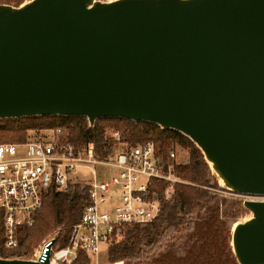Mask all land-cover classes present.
<instances>
[{"label": "water", "instance_id": "95a60500", "mask_svg": "<svg viewBox=\"0 0 264 264\" xmlns=\"http://www.w3.org/2000/svg\"><path fill=\"white\" fill-rule=\"evenodd\" d=\"M90 1L0 4V118L155 123L187 136L227 188L264 195V0ZM246 206L232 250L264 264V201Z\"/></svg>", "mask_w": 264, "mask_h": 264}, {"label": "built area", "instance_id": "2783aa9c", "mask_svg": "<svg viewBox=\"0 0 264 264\" xmlns=\"http://www.w3.org/2000/svg\"><path fill=\"white\" fill-rule=\"evenodd\" d=\"M69 126L65 122L29 128L18 140L0 141V220L5 249L19 246V228L33 224L50 189L63 191L76 183L88 186V204L79 220L68 227L63 244L57 230L29 257L14 258L71 264L82 252L91 264H100L103 245L108 249L121 241L126 224L154 220L161 200L171 197L173 185L188 183L175 173L176 166L184 163L177 143L161 154L154 141L130 144L113 129L110 136L120 146L111 157L100 159L93 142L73 145ZM164 182L167 185L160 196L155 186Z\"/></svg>", "mask_w": 264, "mask_h": 264}, {"label": "trees", "instance_id": "16d2710c", "mask_svg": "<svg viewBox=\"0 0 264 264\" xmlns=\"http://www.w3.org/2000/svg\"><path fill=\"white\" fill-rule=\"evenodd\" d=\"M1 0L0 3H7ZM18 6L22 0H13ZM12 4V3H11ZM65 122L70 123L69 139L74 146L79 147L91 141L97 158L107 159L114 153V140L105 134V129H118L128 143L137 144L152 140L156 143L158 152L165 154L174 142H180L188 148V160L175 168V173L188 183H175L170 198L161 200V208L157 217L145 224H126L123 229V238L107 249L109 262L139 261L147 259L149 264H239L230 245L226 244V220H219V206L216 203L208 204L215 199L204 187L216 177L204 160L203 154L186 136L170 128H161L159 125L147 121H134L120 117H99L92 126L88 125L85 116H22L17 118H0V133L21 134L29 128L52 127ZM167 183H158L155 188L161 192ZM200 185V186H198ZM88 204V186L76 183L66 190L55 191L50 189L45 195L41 207L36 211L31 226L19 228V246L9 250L3 247V233L0 220V257L10 258L23 256L41 240L49 231L58 228L61 230V243L65 241L68 227L77 222L85 206ZM206 209L203 221H184L185 214H192L197 210V217ZM196 215V214H195ZM222 216L229 217V210H222ZM197 219V218H196ZM196 228L200 233V241L196 243L193 237L183 244V255L172 259L159 257L151 259L146 248L151 250L158 245L163 235L172 234L179 230L182 224ZM195 225V226H194ZM190 230V231H191ZM198 240V239H197ZM196 243V244H195ZM138 259V260H136ZM89 258L78 252L77 258L71 264H88Z\"/></svg>", "mask_w": 264, "mask_h": 264}, {"label": "rangeland", "instance_id": "374dc122", "mask_svg": "<svg viewBox=\"0 0 264 264\" xmlns=\"http://www.w3.org/2000/svg\"><path fill=\"white\" fill-rule=\"evenodd\" d=\"M27 1L28 0H22V4L27 2ZM112 1H114V0H91L87 6L92 7V6H95L98 4L112 2ZM6 2H9L10 5H13L14 1L8 0ZM0 4H7V3H0ZM88 125H89V123H88ZM111 130H113V128L105 129V134L109 137H111L110 136ZM26 132H27V130H25L21 134L0 133V141L1 140H7V141L18 140L19 138L23 137L26 134ZM125 135L122 134V136L124 137L123 141L127 142ZM174 143H177L181 147L180 148L181 149L180 150L181 160L183 162H187V160H188V148L185 147L180 142H174ZM119 146H120V144L116 143V141L114 140L113 151H115ZM205 162L207 163L206 160H205ZM207 165H208V163H207ZM208 167H209V165H208ZM97 169H99V166H97ZM209 169L211 171V175L216 177V180L211 179V181L208 185H206V186L198 185V186L204 187L205 189H207L210 195H215V199L212 200L208 204L216 203L219 206L220 211H219V218L218 219L219 220L223 219V220H226V222H227L226 230H225L226 231L225 235L227 236L226 237V244L230 245L232 248L231 235H232V230H233L234 226L237 223L244 222V221L248 220L252 216L251 210H249L246 206L247 202L250 200H263L264 201V195L248 194V193H243V192L231 190L224 185L223 181L221 179H219V177L216 176L215 172L213 171V169L211 167H209ZM227 209L229 210V215H228L229 217L222 216L221 215L222 210L224 211ZM196 212H197V210H195L192 214H190V213L185 214L184 215V221H187L190 219L192 220V217H193L194 222H195V220L199 221V222L203 221V219L205 217L204 214L206 213V209L204 210V213L202 212L200 214L199 217H197L198 212L197 213ZM192 225L193 224L188 226L187 224L184 223L179 227L178 231H175L172 234L168 235V233L171 232V231H169L165 235H163V237L160 240L161 242L158 245H155L151 250L146 248V250L150 251L149 253L152 254L151 259H158L159 257H167L168 259H172L173 255L175 257L183 255V244H185L186 242L189 241L188 240L189 236L193 237V241H195V239L197 238L198 240L196 239V243L199 242L200 241L199 239L201 238L200 235L203 232L200 231V233H199L196 228L191 230L190 228ZM57 230H59V232L61 234L60 229H58V228L52 229L41 240H39L35 246H33L31 248V251L28 252V254H26V257H29L31 255V252L33 251V249L35 247H37L38 245H41L42 242L46 238H48L49 236L54 235L57 232ZM136 260H138V259H136ZM88 264H91V262L89 261ZM100 264H149V262L145 258L140 259L139 261H136V262H133V261H130V262H127V261L109 262L107 259V247L105 245H103L102 249H101Z\"/></svg>", "mask_w": 264, "mask_h": 264}, {"label": "bare ground", "instance_id": "6f19581e", "mask_svg": "<svg viewBox=\"0 0 264 264\" xmlns=\"http://www.w3.org/2000/svg\"><path fill=\"white\" fill-rule=\"evenodd\" d=\"M207 161V160H206ZM208 165L211 167L212 163L210 161H207Z\"/></svg>", "mask_w": 264, "mask_h": 264}]
</instances>
